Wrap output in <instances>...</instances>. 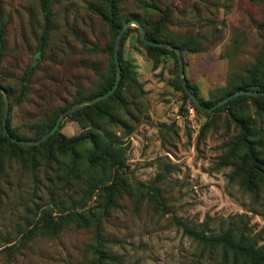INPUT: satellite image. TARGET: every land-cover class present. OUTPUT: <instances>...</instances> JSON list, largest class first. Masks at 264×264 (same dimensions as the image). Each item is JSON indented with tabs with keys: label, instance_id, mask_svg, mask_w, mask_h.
<instances>
[{
	"label": "rangeland",
	"instance_id": "1",
	"mask_svg": "<svg viewBox=\"0 0 264 264\" xmlns=\"http://www.w3.org/2000/svg\"><path fill=\"white\" fill-rule=\"evenodd\" d=\"M49 1L52 28L47 46L37 58L42 18L36 0H0L4 38L0 86L10 93L6 118L17 136L29 140L35 135L32 123L56 109L70 107L78 92L92 96L100 91L108 71V59L102 52L109 42L107 28L88 11L90 0ZM120 9L126 19L137 14L148 20L165 11V33L179 42H194L182 53L183 77L197 86L203 101L224 94L227 83L257 61L264 46V31L256 28L264 18V2L120 0ZM122 56L133 66L140 92L132 90V114L123 116L127 124L117 130L128 132L120 139L128 190L116 197L100 223L104 249L114 259L110 264H215V256H208L182 233L181 223L206 234L231 223L245 225L264 240V218L257 212L261 194L247 193L237 180H231V165H217L224 145L235 133L228 113L251 119L254 129L264 127V116L253 117L248 99L210 115L197 113L173 87L172 59L164 57L153 68L131 39L124 42ZM34 63L37 68L17 104L20 77ZM130 101L128 96L127 103ZM80 131L71 120L60 129L65 137ZM38 153L34 154L37 159ZM62 174L53 162L39 160L32 165L26 150L13 158L4 156L0 264L89 262L86 249L92 244L91 228L70 224L55 236L28 233L42 212L55 215L58 207L77 212L99 207V190L85 192L81 180L64 186ZM137 183H153L158 188L164 213L154 207L145 191L136 194Z\"/></svg>",
	"mask_w": 264,
	"mask_h": 264
},
{
	"label": "trees",
	"instance_id": "2",
	"mask_svg": "<svg viewBox=\"0 0 264 264\" xmlns=\"http://www.w3.org/2000/svg\"><path fill=\"white\" fill-rule=\"evenodd\" d=\"M250 1L264 2V0ZM36 2L42 18V31L38 37L36 50L37 58H39L47 46L52 22L50 1L36 0ZM146 8H150V6H146ZM87 9L106 25L109 42L102 52L108 59V71L102 81L100 91L92 96H84L78 92V98L74 104L99 96L112 87L115 78L112 60L113 43L118 31L128 20L133 19L139 23L143 28V35L146 40L155 43H167L179 49L182 61L183 51L188 50V46L194 44L190 41L179 42L165 33L164 27L168 23V15L165 11H158L159 15L155 20H148L137 14L129 16L130 19H126L120 9V0H90ZM256 28L264 31V18L256 25ZM130 39L152 62L153 68H156L164 57L172 59L174 63L173 87L182 94L195 112L206 116L223 111L238 100L248 99L251 103L253 117L260 118L262 115L264 116V96H237L209 113L198 110L184 95L178 82L174 53L163 48L144 45L138 38L136 28L129 27L123 34L119 44L117 59L120 68V79L112 94L91 105L81 106L66 115L60 121L55 133L45 142L35 146H21L9 142L2 134L0 126V172L4 156L8 155L13 158L20 151L26 150L32 165L39 160L45 163H56L63 170L60 180H62L64 186H68L70 182L81 180L82 183L86 184L85 192L100 191L99 207L95 211L77 212L72 209L65 210L58 207L55 215L50 212H42L34 229L28 232L29 234L36 232L44 236H55L61 229L70 224L78 228H91L92 244L86 249L91 259L87 264H110L114 262L113 256L104 249L106 241L101 238L100 223L108 208L114 205L116 197L128 190L126 183L128 176H125L126 172L124 170L127 169L124 156L125 150L120 143V139L124 138L128 132L122 133L117 130L127 124L123 116L132 114L129 108V104L135 102L132 90L136 94L140 92V85L135 78L133 66L122 56V46L125 41ZM3 50V29L0 27V57ZM36 68V63L30 65L20 77L19 91L16 98L17 104L23 100L28 83ZM227 84V91L220 97L203 101L199 98L197 86L186 80L187 88L203 107H211L217 101L236 91H264V46L259 51V59L243 70L241 74L236 75L234 82ZM3 89L6 91L7 96H10V93L5 88ZM128 96L131 97V101L127 103ZM1 108L2 100L0 96V116ZM67 108L69 107L56 109L40 121L32 123L30 127L34 130L35 135L30 140H37L47 133L53 127L59 114ZM66 120L77 123L81 129L79 134L65 137L60 133V129ZM228 120L233 125L235 133L229 137L224 145V151L221 157L218 158L217 165L218 167L231 165L232 170L229 174L231 180H237L240 188L247 193L261 194L262 201L257 212L264 218V127L254 129L252 128L251 119L242 118L232 112L228 113ZM5 126L11 137L30 141L15 134L10 127L8 117ZM35 153L40 154L39 159L35 158ZM80 175H82V178L79 177ZM141 191H145V194L153 201L154 207L164 213L162 196L153 183H137L136 194L139 195ZM179 226L182 233L198 245L203 252L208 256H215V258L212 257L215 264H264V240L259 234H253L245 225L231 223L225 229L211 234H206L203 229H190L182 223Z\"/></svg>",
	"mask_w": 264,
	"mask_h": 264
},
{
	"label": "water",
	"instance_id": "3",
	"mask_svg": "<svg viewBox=\"0 0 264 264\" xmlns=\"http://www.w3.org/2000/svg\"><path fill=\"white\" fill-rule=\"evenodd\" d=\"M133 26L134 28H136L137 33H138V38L139 40L146 46H151V47H159V48H163L166 49L168 51H171L174 53L175 59H176V63H177V68H178V82L182 88V91L184 93V95L188 98V100L198 109L201 110L203 112L209 113L213 110H215L216 108H218L219 106H221L222 104L226 103L227 101H229L230 99L237 97V96H250V97H254V96H264V91H236L233 92L230 95L225 96L224 98H222L221 100L217 101L215 104H213L211 107H203L199 101L197 100V98L189 91V89L187 88L186 85V80L183 77V62H182V58H181V54L179 49L172 47L171 45L167 44V43H155V42H151L148 41L144 38L143 35V28L139 25V23L133 19L128 20L122 27L121 29L118 31L114 43H113V48H112V60H113V64H114V72H115V78H114V83L112 85V87L106 91L105 93L96 96L92 99H85L83 101H80L78 103H75L73 105H71L69 108H67L66 110L62 111L59 116L57 117L53 127L47 132L45 133L42 137H40L37 140H30V141H25V140H19L16 138H13L10 136V134L8 133L6 126H5V122H6V116H7V106H8V99H7V93L6 91L0 87V95L2 98V115H1V119H0V126H1V132L4 135V137L6 139H8L9 142L17 144V145H21V146H35L38 144H41L43 142H45L49 137H51L55 131L58 129L59 123L60 121L69 113L73 112L75 109L84 106V105H91L93 103H96L100 100L105 99L106 97H108L110 94H112V92L116 89L118 81L120 79V68L118 65V59H117V52H118V48H119V44L120 41L122 39L123 34L126 32V30Z\"/></svg>",
	"mask_w": 264,
	"mask_h": 264
}]
</instances>
